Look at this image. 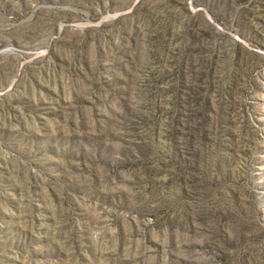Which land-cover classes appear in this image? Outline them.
Listing matches in <instances>:
<instances>
[{
    "label": "rangeland",
    "instance_id": "rangeland-1",
    "mask_svg": "<svg viewBox=\"0 0 264 264\" xmlns=\"http://www.w3.org/2000/svg\"><path fill=\"white\" fill-rule=\"evenodd\" d=\"M180 3L0 0V264H264V0Z\"/></svg>",
    "mask_w": 264,
    "mask_h": 264
},
{
    "label": "trees",
    "instance_id": "trees-1",
    "mask_svg": "<svg viewBox=\"0 0 264 264\" xmlns=\"http://www.w3.org/2000/svg\"><path fill=\"white\" fill-rule=\"evenodd\" d=\"M181 3H180V6H181V17L180 18H185L184 20V25L186 26V28L189 30V33L191 32L192 33V30L193 29H190V27L193 25H195L197 23V20L193 21L194 17H200V19L203 20V17H201V12L198 11V12H194V10L189 6V3H188V0H180ZM138 12V10H134L133 14L136 15V13ZM145 16H152V13H145ZM122 18H119V21L121 20ZM201 21V20H200ZM174 24V19L172 18L171 15H167V21L165 23V30L164 32H162L161 34L159 33V35H164L165 37L169 36L170 33H171V28H172V25ZM205 35H207L203 29H200L199 31L197 32H193V38H195L198 42L199 41H204L205 39ZM184 38L186 37V34L183 35ZM165 44L167 42V40L164 41ZM167 47L166 45L164 46H155L153 49L152 48H144L143 47L141 48V50L137 53H139V55H155V54H159L161 50H166ZM185 54H187V51L186 50H183V51H178L176 53L175 56H178V59L174 62L175 63V69H174V76H175V79H176V84H174L172 86V89L176 90V93L173 97L174 99V104L177 105L178 104V100H179V95H178V86H179V83L183 80L184 78V66L187 65L188 67H191L193 66V60H192V57H189L188 60H185ZM142 61V60H141ZM187 61V63H186ZM143 65H146L147 63L145 61H142ZM178 123V115H172L170 120H169V124L171 125V128H172V133L174 134V131H175V127H176V124Z\"/></svg>",
    "mask_w": 264,
    "mask_h": 264
},
{
    "label": "water",
    "instance_id": "water-1",
    "mask_svg": "<svg viewBox=\"0 0 264 264\" xmlns=\"http://www.w3.org/2000/svg\"><path fill=\"white\" fill-rule=\"evenodd\" d=\"M118 14V13H117Z\"/></svg>",
    "mask_w": 264,
    "mask_h": 264
}]
</instances>
